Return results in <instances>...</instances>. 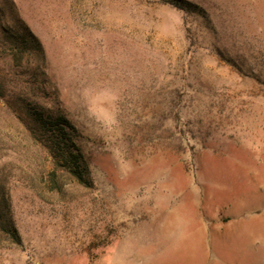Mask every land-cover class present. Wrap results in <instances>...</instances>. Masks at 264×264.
I'll use <instances>...</instances> for the list:
<instances>
[{
  "label": "rangeland",
  "instance_id": "1",
  "mask_svg": "<svg viewBox=\"0 0 264 264\" xmlns=\"http://www.w3.org/2000/svg\"><path fill=\"white\" fill-rule=\"evenodd\" d=\"M0 209V264H264V0H0Z\"/></svg>",
  "mask_w": 264,
  "mask_h": 264
},
{
  "label": "trees",
  "instance_id": "2",
  "mask_svg": "<svg viewBox=\"0 0 264 264\" xmlns=\"http://www.w3.org/2000/svg\"><path fill=\"white\" fill-rule=\"evenodd\" d=\"M16 33H6L14 45L26 49L28 45L38 46L37 40L23 24H20ZM28 120V130L33 136H41L49 156L56 164L79 185L90 188L88 166L78 146L76 129L70 124L60 109L41 108L33 104H22ZM0 228L12 241L18 242V236L10 222L8 210L0 209Z\"/></svg>",
  "mask_w": 264,
  "mask_h": 264
}]
</instances>
